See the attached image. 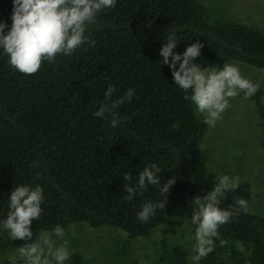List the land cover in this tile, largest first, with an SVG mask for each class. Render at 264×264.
Wrapping results in <instances>:
<instances>
[{
  "label": "trees",
  "instance_id": "1",
  "mask_svg": "<svg viewBox=\"0 0 264 264\" xmlns=\"http://www.w3.org/2000/svg\"><path fill=\"white\" fill-rule=\"evenodd\" d=\"M12 7V0H0L5 33ZM169 32L176 34L178 53L195 42L203 45L195 60L202 68L222 67L228 59L264 69V30L214 21L199 0H117L86 29L88 43L70 56L43 61L34 74L14 70L0 50V219L13 188L28 184L40 185L45 198L40 218L31 224L34 236L57 225L86 223L136 238L148 237L172 217L190 223L193 199L214 186L201 147L209 125L162 63L159 50ZM108 84L116 89L113 99L135 90L120 106L122 123L116 128L93 115ZM151 163L161 169L160 185L127 200L125 184ZM169 178L174 183L162 195ZM252 194L251 184L240 181L225 195L222 208L243 198L247 211L220 226L219 250L202 264H264V215L248 209ZM145 201H163L165 208L141 222L137 212ZM24 243L14 240L18 247ZM187 255L182 244L164 239L154 264H187ZM82 263L78 253L67 262Z\"/></svg>",
  "mask_w": 264,
  "mask_h": 264
},
{
  "label": "clouds",
  "instance_id": "2",
  "mask_svg": "<svg viewBox=\"0 0 264 264\" xmlns=\"http://www.w3.org/2000/svg\"><path fill=\"white\" fill-rule=\"evenodd\" d=\"M116 3L117 0H12L10 30L5 33L8 25L0 22V50L14 70L34 74L43 61L52 63L57 54L70 56L88 43L86 29L96 22L100 12L114 8ZM165 39L167 42L159 50L162 63L168 65L175 86L187 93L185 99L191 101L195 112L204 117L207 125L214 127L222 119L223 113L231 107V98L241 93L250 98L260 89L257 83L242 75L235 63L203 68L195 63L203 47L200 42L192 43L178 53L175 51L178 45L175 32H169ZM115 92V87L108 84L103 101L93 113L97 118H107L113 128L122 123L119 108L133 98L135 90L129 88L113 99ZM160 171L156 163L145 166L134 183L125 184L126 199L131 201L149 185H160ZM124 179L128 181L130 176L125 175ZM213 182L210 191L193 199L191 264H200L214 251L221 225L229 222L236 213L247 211V201L243 198L235 199L228 208L220 206L225 195L239 187L238 176L216 175ZM173 183L174 178L167 179L160 187L161 194L168 192ZM44 199L40 185L15 186L8 197L7 214L0 219V236L7 232L11 240L25 241L16 249L23 264H67L72 252L64 227L57 225L51 231H40L35 236L31 230L32 222L41 216ZM162 208H165L163 201H145L137 217L141 222H147L156 209ZM11 264H17L15 258L11 259Z\"/></svg>",
  "mask_w": 264,
  "mask_h": 264
},
{
  "label": "rangeland",
  "instance_id": "3",
  "mask_svg": "<svg viewBox=\"0 0 264 264\" xmlns=\"http://www.w3.org/2000/svg\"><path fill=\"white\" fill-rule=\"evenodd\" d=\"M214 21L229 20L249 24L264 30V0H199ZM239 66L246 78L260 86L250 97L231 98V107L215 126H209L202 141L203 160L211 179L216 175L238 176L252 187L248 209L264 215V69L238 61L223 59ZM215 67H219L218 65ZM204 119L202 115H199ZM175 218V219H174ZM194 226L180 217H172L157 227L148 237L130 238L121 229L95 228L77 223L66 229L72 253L83 257L82 264H154L161 242L182 244L191 264L190 238ZM220 244L215 241L214 250ZM14 244L4 232L0 236V262L19 257ZM202 261V260H201ZM200 261V264H202Z\"/></svg>",
  "mask_w": 264,
  "mask_h": 264
}]
</instances>
